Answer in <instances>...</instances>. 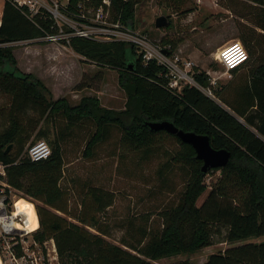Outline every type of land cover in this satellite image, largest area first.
Masks as SVG:
<instances>
[{
    "label": "trees",
    "instance_id": "trees-1",
    "mask_svg": "<svg viewBox=\"0 0 264 264\" xmlns=\"http://www.w3.org/2000/svg\"><path fill=\"white\" fill-rule=\"evenodd\" d=\"M104 1L69 0L61 10L84 22L82 16ZM143 1L111 0L112 21L132 25ZM174 1L181 6L182 0ZM246 1L261 8L254 24L264 31V0ZM79 3L84 6L78 7ZM24 10L12 0H4L0 18V95L8 99L7 105L0 106V164L5 167L9 187L40 203L36 206L40 227L33 235L35 242L43 245L54 240L60 264H155L200 253L221 237L220 242L229 247L204 264H264V242H251L264 237V56L258 58L260 65L245 75L242 68L232 71L241 82H231L229 89L212 86L207 73L195 68V82L212 95L193 86L177 93L170 89L164 69L156 62L145 65L134 45L71 36L63 45L100 68L116 70L119 85L127 94L121 111L103 107L97 97L90 96L72 105L66 98L55 100L39 78L18 67L14 43L45 42L41 39L58 32L47 14L30 18ZM243 43L251 59L252 40L244 38ZM165 44L176 48V44ZM165 120L185 132L208 136L215 150L229 151L228 166L204 173V164L191 145L147 125ZM84 128L92 130L87 157L111 139L113 129L121 133V147L143 160L160 150L165 136L176 140L180 149L168 158L160 177L179 171L185 182L179 202L161 213V229L130 220L121 245L109 242L110 227L103 216L115 196L91 185L86 187L80 211L70 213L71 195L62 186L63 145ZM38 141H46L52 154L34 162L27 152ZM216 173L220 177L208 185L207 177ZM205 193L207 198L199 206Z\"/></svg>",
    "mask_w": 264,
    "mask_h": 264
},
{
    "label": "rangeland",
    "instance_id": "rangeland-1",
    "mask_svg": "<svg viewBox=\"0 0 264 264\" xmlns=\"http://www.w3.org/2000/svg\"><path fill=\"white\" fill-rule=\"evenodd\" d=\"M58 1L66 3V0ZM180 5L179 7L174 0H144L136 8L133 31L148 36L158 45L167 42L176 44L175 52L184 62L193 64L192 73L195 68L206 73L211 72L210 80L215 82V87L219 86L223 90L229 89L231 82L237 85L241 79L227 73L216 61V55L221 48L232 43L244 45V38L252 40L250 49L253 54L250 61L242 67L241 74L245 75L248 69L260 65L259 59L264 56V31L256 28L254 24L260 7L246 0H182ZM3 6L4 0H0V18ZM162 16L168 19L169 26L158 29L156 20ZM108 17L112 19V8ZM13 46L18 67L24 73L45 78L44 82L50 88L54 99L66 98L70 104L75 105L83 97L90 96L97 97L103 107L117 111L125 109L127 94L119 85L116 70L100 68L60 43L18 42ZM201 90L210 94L207 90ZM7 103L8 99L0 95V106ZM91 131L88 128L78 129L75 136L63 145L65 173L62 186L71 195L70 213L76 214L80 211L86 187L91 185L111 191L115 196L113 206L103 216V222L110 227V236L106 237L109 242L121 245L130 220L136 225L161 229V213L179 202L185 182L179 171L160 177L163 165L180 149L176 140L165 136L160 150L143 160L121 147V133L113 129L111 139L98 146L93 155L87 157L85 152ZM219 177V173L208 176L206 183L209 185ZM5 181L6 178L0 177V184ZM9 191L10 210H14L15 202L16 210H27L31 207L36 209L40 205L12 188ZM206 198L207 193L202 196L198 205L201 206ZM148 218L149 223L143 221ZM33 235L34 233H30L22 238L28 247L35 243ZM221 240L223 238L216 237L214 245L195 255L163 259L155 264L179 261L203 264L210 256L224 252L229 247L220 242ZM51 242L52 240L44 248L41 247L39 256L42 258L44 255L47 264H60L59 259H53L52 252L49 261L48 250H52ZM251 242L262 243L264 237ZM4 253L7 254L5 251ZM6 259L9 260L8 256Z\"/></svg>",
    "mask_w": 264,
    "mask_h": 264
},
{
    "label": "built area",
    "instance_id": "built-area-1",
    "mask_svg": "<svg viewBox=\"0 0 264 264\" xmlns=\"http://www.w3.org/2000/svg\"><path fill=\"white\" fill-rule=\"evenodd\" d=\"M68 1L61 3L58 0H12V3L22 9L25 8L24 12L30 18H35L39 14H47L55 21L58 28L57 34L47 35L41 41L63 44V40H68L69 37L74 36L100 42L130 43L135 46L137 54L145 65L156 62L164 69L169 87L173 91L179 93L185 86L202 89L193 78L191 71L193 64L184 62L171 45H158L148 36L134 32L132 25L112 21L108 17L112 6L111 0H105L102 6L93 9L88 14H84L82 16L85 19L84 22L68 16L61 10L62 7L67 6ZM82 6H84V3L78 4V7L81 8ZM249 60L248 51L240 43L228 44L221 48L216 55V61L224 67L227 73L242 68ZM207 75L210 77L211 72H208ZM210 82L214 86L215 82L211 80ZM207 91H209V95H212L210 90ZM51 154L52 149L46 141H38L27 152V156L34 162L47 160ZM0 177L6 178L5 167L2 164H0ZM1 186L5 188H0V257L2 263L47 264L44 255L42 258L39 256V250H41V247L44 248L47 242L43 245L35 242L33 246L28 247L22 238L30 233L11 228L10 220L15 213L17 202L14 203V210H10V198L6 193V189H11V187L8 186L6 181L0 184ZM15 221L18 224L24 222L22 217H16ZM51 243L52 250H48L49 261H51L52 256L50 252L54 255L53 259L58 261L59 256L56 245L53 240ZM4 251L7 253L8 261Z\"/></svg>",
    "mask_w": 264,
    "mask_h": 264
},
{
    "label": "water",
    "instance_id": "water-1",
    "mask_svg": "<svg viewBox=\"0 0 264 264\" xmlns=\"http://www.w3.org/2000/svg\"><path fill=\"white\" fill-rule=\"evenodd\" d=\"M169 26V21L162 16L156 20V28L162 29ZM152 131H165L168 134L177 136L183 143L191 145L196 153L197 159L203 162L202 171L208 173L211 170L222 169L228 166L231 153L227 150H215L210 144L208 136L198 135L195 132H185L177 128L170 121L150 122L147 124ZM12 148L10 146L7 152Z\"/></svg>",
    "mask_w": 264,
    "mask_h": 264
},
{
    "label": "bare ground",
    "instance_id": "bare-ground-1",
    "mask_svg": "<svg viewBox=\"0 0 264 264\" xmlns=\"http://www.w3.org/2000/svg\"><path fill=\"white\" fill-rule=\"evenodd\" d=\"M16 217H22L23 223L18 224L15 219ZM10 226L13 229L23 230L27 233H34L40 227V221L36 209L34 207L28 208L27 210H16L10 220ZM0 264H3L0 257Z\"/></svg>",
    "mask_w": 264,
    "mask_h": 264
},
{
    "label": "crops",
    "instance_id": "crops-1",
    "mask_svg": "<svg viewBox=\"0 0 264 264\" xmlns=\"http://www.w3.org/2000/svg\"><path fill=\"white\" fill-rule=\"evenodd\" d=\"M34 76H36V75H34ZM36 77L39 78V79H40V80H41V81L47 86V84L44 82V79H45V78H43V77L40 78V77H38V76H36ZM47 87H48V86H47ZM48 88H49V87H48ZM49 89H50V88H49ZM59 99H60V98H59ZM55 100H58V99H55ZM75 105H76V104H75ZM207 260H208V259H207ZM207 260H205L204 263H205ZM204 263H203V264H204Z\"/></svg>",
    "mask_w": 264,
    "mask_h": 264
}]
</instances>
